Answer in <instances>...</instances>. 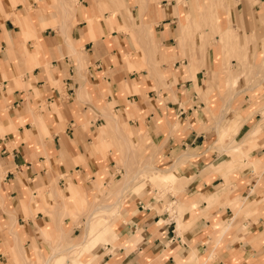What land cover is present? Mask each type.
<instances>
[{
  "label": "crops",
  "instance_id": "obj_1",
  "mask_svg": "<svg viewBox=\"0 0 264 264\" xmlns=\"http://www.w3.org/2000/svg\"><path fill=\"white\" fill-rule=\"evenodd\" d=\"M42 229L78 264H264V0H0V264Z\"/></svg>",
  "mask_w": 264,
  "mask_h": 264
},
{
  "label": "rangeland",
  "instance_id": "obj_2",
  "mask_svg": "<svg viewBox=\"0 0 264 264\" xmlns=\"http://www.w3.org/2000/svg\"><path fill=\"white\" fill-rule=\"evenodd\" d=\"M136 154V153H138V155H139V152H138V150H133V154ZM137 162H139V163H141L142 164V162L139 160H131L130 162H129V167H130V169L131 170H134L135 171V169L137 168ZM122 166V164L120 163V161H116V168L117 167H121ZM154 169H157V168H153L152 170H148L147 172V177L145 176V177H142V176H140V179L139 178H137L138 180L137 181H141L142 179H150V178H157L156 176H160L159 178L161 179V180H163V181H166V182H171V181H174L176 178H177V176H167L166 177V174L165 175H161V171H158L157 172V170H155L154 171ZM159 170V169H158ZM156 173V174H155ZM158 174V175H157ZM156 175V176H155ZM165 176V177H164ZM121 177V176H120ZM118 178L119 177H115L113 174L111 175V176H109L108 178H106V179H103V181L105 182V185H106V187H110V186H112L113 184H116V182H117V180H118ZM101 184H99V186H100ZM102 186V185H101ZM100 186V187H101ZM105 187H103L102 189H104ZM126 194V193H125ZM125 194L123 195V196H125ZM123 198V197H122ZM89 217V216H88ZM98 218L99 217H95L93 220L95 221V220H98ZM93 221V222H94ZM93 234V230H92V232H91V235ZM81 240V236H79V237H77V239L75 240V239H73L72 241H67L64 245H62V247H61V250L60 251H64L63 253H60V254H58V255H56V256H54L53 258H51L50 259V264H66V262L68 261V262H70V263H72V264H78L77 262V260H78V258H79V255L82 253V251L84 250V251H86L88 248H89V246H90V243H91V241H86L87 243H85V245H83V246H80L78 249H74L75 247H71L74 243H77V242H79ZM48 243H49V245H50V247L51 248H53V251H55V252H58V251H56V249L57 248H59L58 247V243H53V242H51L50 241V239L48 240ZM69 247H71V249H68ZM68 249V250H67ZM52 251V249H51V251L49 252V253H51V252H53ZM59 251V252H60ZM48 253V254H49ZM48 257V256H47ZM23 258V259H22ZM22 258H21V260L20 261H17L18 262V264H24V259H25V257H23L22 256ZM44 259L42 258V260L40 261V262H35V263H32L31 262V264H42V261H43ZM69 263V264H70Z\"/></svg>",
  "mask_w": 264,
  "mask_h": 264
},
{
  "label": "bare ground",
  "instance_id": "obj_3",
  "mask_svg": "<svg viewBox=\"0 0 264 264\" xmlns=\"http://www.w3.org/2000/svg\"><path fill=\"white\" fill-rule=\"evenodd\" d=\"M147 168H148V166H149V164H147V165H145ZM155 170H157V172L158 171H161V175L163 174V175H165L166 174V177L167 176H172V175H174V172H171V171H168L167 169H164V170H161V169H154V171ZM156 174V173H155ZM158 175V174H157ZM160 177V176H159ZM165 177V176H164ZM125 178H126V176H125ZM132 178V177H131ZM130 180H132V179H130ZM126 181V180H125ZM124 181V182H125ZM123 182V184L124 185H128L127 183H129V181L127 182V183H124ZM122 183V182H121ZM130 184V183H129ZM123 186V185H122ZM129 186V185H128ZM127 186V187H128ZM126 187V188H127ZM121 189H123V188H121ZM120 189V190H121ZM123 190H125V189H123ZM121 192V191H120ZM121 195V194H120ZM118 201V200H117ZM95 206V205H94ZM101 206V205H100ZM103 207V206H102ZM112 207V206H111ZM93 208V207H92ZM98 208V207H97ZM109 207H107V209H108ZM106 209V208H105ZM91 210V209H90ZM99 210V209H98ZM102 210V209H101ZM109 210V209H108ZM96 211V210H95ZM103 211H104V209H103ZM65 212V211H64ZM91 212H92V210H91ZM89 214H91V213H89ZM90 216V215H89ZM91 217V216H90ZM88 218V217H87ZM90 219V218H89ZM88 219V220H89ZM88 222V221H87ZM109 222V221H108ZM85 224H87V223H85ZM107 224V223H106ZM88 227V226H87ZM90 227H91V225H90ZM89 227V229H88V232H89V230H91V228ZM93 228V227H92ZM103 228V227H102ZM87 232V233H88ZM42 235H43V237L48 241L49 239H50V236H49V234H48V232H47V230H45V229H42ZM89 235H90V233H89ZM86 237V236H85ZM85 243H87L86 241H85V239H84V241H83V236H81V240L79 241V242H77V243H74L71 247H75L74 249H78L80 246H83V245H85ZM71 247H69L68 249H71ZM54 248V247H53ZM53 248H51L52 249V251H53ZM67 249V250H68ZM64 251H60V252H55V251H53V252H51V253H49V255H48V257H46V258H44V260L42 261V264H50V259L51 258H53L54 256H56V255H58V254H60V253H63ZM23 259V258H22ZM24 264H31V262L30 261H28L26 258L24 259Z\"/></svg>",
  "mask_w": 264,
  "mask_h": 264
}]
</instances>
